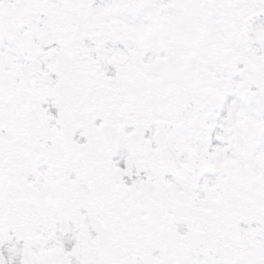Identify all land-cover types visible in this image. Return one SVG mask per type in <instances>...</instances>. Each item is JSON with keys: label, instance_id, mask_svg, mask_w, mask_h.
Masks as SVG:
<instances>
[{"label": "snow or ice", "instance_id": "1", "mask_svg": "<svg viewBox=\"0 0 264 264\" xmlns=\"http://www.w3.org/2000/svg\"><path fill=\"white\" fill-rule=\"evenodd\" d=\"M0 264H264V0H0Z\"/></svg>", "mask_w": 264, "mask_h": 264}]
</instances>
